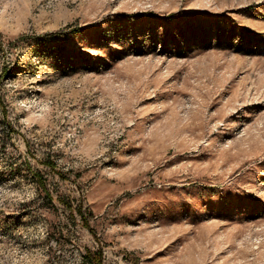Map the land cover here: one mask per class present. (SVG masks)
<instances>
[{
	"label": "rangeland",
	"instance_id": "1",
	"mask_svg": "<svg viewBox=\"0 0 264 264\" xmlns=\"http://www.w3.org/2000/svg\"><path fill=\"white\" fill-rule=\"evenodd\" d=\"M0 221V264H264V0H0Z\"/></svg>",
	"mask_w": 264,
	"mask_h": 264
},
{
	"label": "trees",
	"instance_id": "2",
	"mask_svg": "<svg viewBox=\"0 0 264 264\" xmlns=\"http://www.w3.org/2000/svg\"><path fill=\"white\" fill-rule=\"evenodd\" d=\"M46 164L48 166H50L51 168H54L55 165L53 162H46ZM61 176H63L62 173H60ZM34 176L37 178V180L42 183V177H41V174L39 172H34ZM43 187H45L44 184H42ZM63 203L68 207L70 208L71 206L64 202ZM77 213L80 215L82 221H83V225L85 227H88L91 231V233L97 238V233L96 231L90 226L89 224V220L86 216V214L84 213V211L82 210L81 207H78L76 209ZM98 239V238H97ZM85 260L90 262L91 264H104V251L102 249V247H98L97 249L95 250H92L90 248L86 249V253H85V256H84ZM138 264V263H137Z\"/></svg>",
	"mask_w": 264,
	"mask_h": 264
},
{
	"label": "snow or ice",
	"instance_id": "3",
	"mask_svg": "<svg viewBox=\"0 0 264 264\" xmlns=\"http://www.w3.org/2000/svg\"><path fill=\"white\" fill-rule=\"evenodd\" d=\"M24 70H27V69H24ZM4 221H0V227H2L3 225H4ZM5 230H7V229H5Z\"/></svg>",
	"mask_w": 264,
	"mask_h": 264
}]
</instances>
